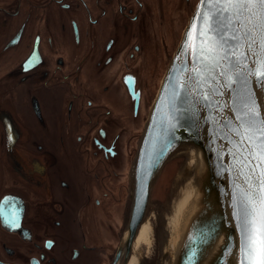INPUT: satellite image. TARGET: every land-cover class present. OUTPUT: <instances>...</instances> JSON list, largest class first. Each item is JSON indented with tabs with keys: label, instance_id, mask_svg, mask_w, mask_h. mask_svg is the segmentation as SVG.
Here are the masks:
<instances>
[{
	"label": "flooded vegetation",
	"instance_id": "af4514ba",
	"mask_svg": "<svg viewBox=\"0 0 264 264\" xmlns=\"http://www.w3.org/2000/svg\"><path fill=\"white\" fill-rule=\"evenodd\" d=\"M198 2L0 0V264L116 263L143 127ZM151 226L139 264H163Z\"/></svg>",
	"mask_w": 264,
	"mask_h": 264
},
{
	"label": "water",
	"instance_id": "95a60500",
	"mask_svg": "<svg viewBox=\"0 0 264 264\" xmlns=\"http://www.w3.org/2000/svg\"><path fill=\"white\" fill-rule=\"evenodd\" d=\"M210 7V4L199 0L149 113L132 167L125 241L115 264L127 249L130 251L148 219L168 169L170 155L178 142L200 137L205 140L208 173L199 192V209L191 221L175 264H240L236 213L240 194L247 185L245 176L240 174V160L243 158L237 148L242 151L248 142L241 145V137L232 129L240 125L245 93L238 84L223 87L224 78L218 77L220 83L212 84V87L219 89V94L204 99L202 97L208 88H197L193 79L195 73L191 71L199 63L194 51L199 44L196 37L201 27V15ZM249 90L255 93L260 118H264V92L254 84L249 86ZM257 163L250 160L245 173H250ZM252 182L258 184L255 177Z\"/></svg>",
	"mask_w": 264,
	"mask_h": 264
},
{
	"label": "snow or ice",
	"instance_id": "6c2138e0",
	"mask_svg": "<svg viewBox=\"0 0 264 264\" xmlns=\"http://www.w3.org/2000/svg\"><path fill=\"white\" fill-rule=\"evenodd\" d=\"M211 5L201 15L194 55L199 62L193 69L197 88H208L202 97L219 94L212 84L223 87L241 85L245 93L240 125L232 129L247 141L241 151L237 148L247 185L240 194L236 213L240 233V264H264V118H260L255 93L250 85L264 92V0H202ZM195 27V25L193 26ZM191 38V33H189ZM187 48V45L185 46ZM247 153V155H245ZM250 160L259 163L245 173ZM259 174L257 175V170ZM253 177L258 180L254 184Z\"/></svg>",
	"mask_w": 264,
	"mask_h": 264
},
{
	"label": "bare ground",
	"instance_id": "6f19581e",
	"mask_svg": "<svg viewBox=\"0 0 264 264\" xmlns=\"http://www.w3.org/2000/svg\"><path fill=\"white\" fill-rule=\"evenodd\" d=\"M207 158L205 140L201 137L178 142L170 155L168 167L173 168L172 178H167L164 191L158 194V197L162 195L163 200L169 205L168 208L165 207L167 210L165 214L168 215L165 228L168 235L165 253L167 264H175L191 221L199 209V192L208 173ZM145 242L150 244L152 242V226L149 221L143 224L138 233L133 258L128 264L140 263V252Z\"/></svg>",
	"mask_w": 264,
	"mask_h": 264
},
{
	"label": "rangeland",
	"instance_id": "374dc122",
	"mask_svg": "<svg viewBox=\"0 0 264 264\" xmlns=\"http://www.w3.org/2000/svg\"><path fill=\"white\" fill-rule=\"evenodd\" d=\"M194 9L195 8H194V5H193L192 6V10H191L190 14L188 15L186 26L188 24V21L190 19V16L192 15ZM178 45H179V42L176 45V49H177ZM163 79H161L160 85L159 86L157 85V87H156V93H155L156 95L154 97V100H156V96H157V94L159 92V89L161 87V84H162ZM146 123H147V121H146ZM146 123L144 124L143 131L142 132H144V128L146 126ZM172 174H173V168L170 166V167H168L167 171L165 172L163 182H162V184H161V186H160L157 194H159L160 191L161 192L164 191V184H165L167 178L168 177H171ZM174 181L175 180H173L172 183H174ZM157 194H156V198H155V201H154L153 206H152V209H151V213L148 216V219L146 220V222L149 221L151 223V225L154 226L155 230H157V229H160L161 231L163 230L164 233H165V235H167V232H166L165 228H166V225H167V218H168L167 216L168 215L165 214L167 212V210L165 209V207H167L169 205L167 204V201L163 200L162 195H160L158 197ZM162 210H164V212ZM152 238H153V240H152V243L150 245H146V246H143L142 247V248H145V251H146L145 255H148L149 257L157 256V254H156V250L158 248L157 241H156V238H154L153 235H152ZM167 239H168V235H167ZM165 246H166V249H167L168 243H166ZM147 247H149L148 250H147ZM166 249H165V253L167 251ZM147 251H148V254H147ZM162 256H164V258L161 257V259H159V260H161L160 262H162L163 264H167V260H166L165 254H163Z\"/></svg>",
	"mask_w": 264,
	"mask_h": 264
}]
</instances>
